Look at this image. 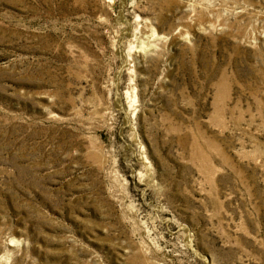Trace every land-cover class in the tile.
Segmentation results:
<instances>
[{
    "label": "rangeland",
    "instance_id": "1",
    "mask_svg": "<svg viewBox=\"0 0 264 264\" xmlns=\"http://www.w3.org/2000/svg\"><path fill=\"white\" fill-rule=\"evenodd\" d=\"M0 264H264V0H0Z\"/></svg>",
    "mask_w": 264,
    "mask_h": 264
}]
</instances>
